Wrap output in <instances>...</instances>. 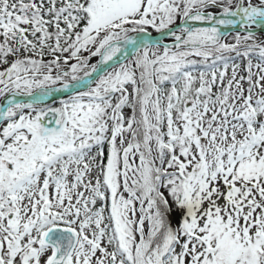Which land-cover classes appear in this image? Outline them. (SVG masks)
<instances>
[{"label":"snow or ice","instance_id":"6c2138e0","mask_svg":"<svg viewBox=\"0 0 264 264\" xmlns=\"http://www.w3.org/2000/svg\"><path fill=\"white\" fill-rule=\"evenodd\" d=\"M0 264H264V0H0Z\"/></svg>","mask_w":264,"mask_h":264}]
</instances>
